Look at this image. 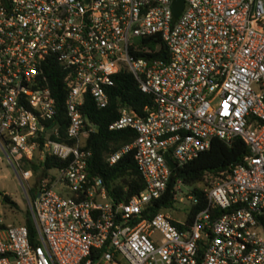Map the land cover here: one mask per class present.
Listing matches in <instances>:
<instances>
[{
  "label": "built area",
  "instance_id": "obj_1",
  "mask_svg": "<svg viewBox=\"0 0 264 264\" xmlns=\"http://www.w3.org/2000/svg\"><path fill=\"white\" fill-rule=\"evenodd\" d=\"M52 62L66 86L63 136L47 124ZM122 68L151 99L108 125L136 133L108 162L132 149L144 182L116 201L88 177L80 105L89 94L104 107ZM213 137H239L248 152L203 188L189 220L192 193L183 222L151 212L170 176L165 154L182 165ZM0 153L33 228L0 224V264H264V0H184L175 18L172 0H0ZM46 156L65 164L25 167Z\"/></svg>",
  "mask_w": 264,
  "mask_h": 264
},
{
  "label": "trees",
  "instance_id": "obj_2",
  "mask_svg": "<svg viewBox=\"0 0 264 264\" xmlns=\"http://www.w3.org/2000/svg\"><path fill=\"white\" fill-rule=\"evenodd\" d=\"M45 74L56 104V114L47 124L57 125L60 135L63 136L67 124L64 74L55 62L46 67ZM107 94L108 102L104 107H97L89 94H85L80 105L85 126L91 128L85 138V147L91 150L87 161V174L88 177H100L108 196L113 200L126 201L144 187L142 176L134 161L133 150L122 153L113 163H109L107 157L121 146L130 143L136 133L131 128L109 129L108 125L117 118L121 106H130L141 114L142 107L150 102L151 96L141 92L132 74L123 68L113 74V84L108 86ZM247 152L246 145L239 137L233 138L229 143L213 137L207 149L184 164L171 169L163 194L149 203L151 212L172 207L175 193L173 185L179 179L182 184L190 186V192L199 198L198 204L191 206L187 217L189 220L192 214L205 204L203 188L212 180L223 179L232 165L239 162ZM63 164H65L64 160L46 156L39 163L31 162L25 167H31L36 171L39 165L50 167ZM1 202L15 204L5 194L2 195ZM23 224L32 233L28 209Z\"/></svg>",
  "mask_w": 264,
  "mask_h": 264
},
{
  "label": "rangeland",
  "instance_id": "obj_3",
  "mask_svg": "<svg viewBox=\"0 0 264 264\" xmlns=\"http://www.w3.org/2000/svg\"><path fill=\"white\" fill-rule=\"evenodd\" d=\"M55 173V171H51ZM34 177L27 180L29 185H33ZM62 186V185H61ZM57 189V188H55ZM191 187L181 184L180 190L177 192V198L173 207L162 209L161 212L167 213L175 220L183 222L186 219V212L190 207L191 201L188 196L191 194ZM69 193V190L65 188ZM0 192L8 195L15 203L6 202L2 203V195L0 198V222L22 224L25 219V212L27 210V202L23 187L18 180L11 164L7 161L6 157L0 153ZM28 195L31 197V192Z\"/></svg>",
  "mask_w": 264,
  "mask_h": 264
},
{
  "label": "water",
  "instance_id": "obj_4",
  "mask_svg": "<svg viewBox=\"0 0 264 264\" xmlns=\"http://www.w3.org/2000/svg\"><path fill=\"white\" fill-rule=\"evenodd\" d=\"M183 4H184V0H172V10H173L174 18L179 15L183 7ZM165 158L167 162L169 163L170 168L173 169L175 167V162L172 161V159L167 155V153L165 154ZM1 195L2 193L0 192V198H1Z\"/></svg>",
  "mask_w": 264,
  "mask_h": 264
}]
</instances>
